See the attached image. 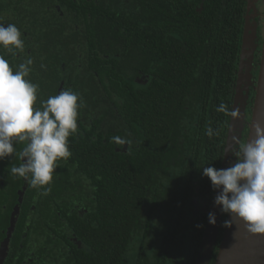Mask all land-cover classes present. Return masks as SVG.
Segmentation results:
<instances>
[{"label": "trees", "instance_id": "1", "mask_svg": "<svg viewBox=\"0 0 264 264\" xmlns=\"http://www.w3.org/2000/svg\"><path fill=\"white\" fill-rule=\"evenodd\" d=\"M12 2L25 55L42 54L35 106L62 90L83 104L49 194L28 184L25 250L33 232L47 240L25 259L197 264L215 192L203 168L224 166L231 117L216 109L234 105L248 0Z\"/></svg>", "mask_w": 264, "mask_h": 264}, {"label": "clouds", "instance_id": "2", "mask_svg": "<svg viewBox=\"0 0 264 264\" xmlns=\"http://www.w3.org/2000/svg\"><path fill=\"white\" fill-rule=\"evenodd\" d=\"M0 47L13 56L24 51L22 33L15 24L0 23ZM32 64L28 58L13 71L0 55V160L15 153L22 162L11 166L10 174L25 179L31 188L43 189L42 194L47 195L57 162L71 156L69 137L78 132L83 104L78 102L76 92L62 90L35 106L39 86L27 79ZM216 110L232 119L240 117L239 108H229L223 102ZM206 135L211 138L219 133L208 127ZM113 140L126 143L118 136ZM21 143L25 146L17 152L14 144ZM233 155L238 159L228 168H203V175L210 178L217 192L214 204L229 217L224 227L232 228L239 221L248 233L264 235V126L258 124L255 139L239 143ZM208 219L216 224L214 212L208 214Z\"/></svg>", "mask_w": 264, "mask_h": 264}, {"label": "flooded vegetation", "instance_id": "3", "mask_svg": "<svg viewBox=\"0 0 264 264\" xmlns=\"http://www.w3.org/2000/svg\"><path fill=\"white\" fill-rule=\"evenodd\" d=\"M13 0H0V23H3L5 26L7 24L12 23L15 19H17L18 15L15 14L16 12V4H13ZM15 2V0H14ZM257 4V3H256ZM255 4V5H256ZM247 15H252L249 24L251 27L255 26V23L257 24V39L256 44L257 48L254 51L251 60L250 57H248L249 66L245 65V73L247 71V67L252 69L253 74V83L249 88V100L247 101L250 107L253 108V100L255 97V88L258 84V74L260 69V63H261V56H262V49H263V41H264V12L260 13L255 10V7L252 8V10L247 13ZM246 15V17H247ZM68 23H71L72 20L70 17H63ZM39 48V47H37ZM27 53L30 54L29 51ZM24 51L20 53L17 52L16 61L12 60V54L8 53L3 50L2 47H0V55H3L4 58L9 61V64L18 65L19 60L21 62H24L26 59L30 58ZM40 57V55L37 53ZM36 55H34V58H31L34 62L37 60ZM32 64V65H33ZM31 65V66H32ZM35 65V64H34ZM65 68V63L63 64ZM142 80V81H139ZM143 79L139 78L137 79L138 83H143ZM247 82L244 81V86ZM250 121V119H248ZM247 120L246 128L243 132V142H246L247 136H248V126L249 122ZM25 144L22 145V148L19 149V144H14V148H16L17 152L22 151ZM235 149L232 150L231 155L227 159V162L225 164L226 168L232 166L236 161L237 157L233 155ZM22 161L13 154L12 157L5 158L4 160H0V264H29L30 261H33V259L29 256L25 259V255L35 254V251L43 246V243L47 240V235L37 233H32L33 236L31 237L32 243L28 244V247L25 250V203L28 201L27 197V191H28V182L23 178H17L13 177L10 174V168L11 166H19V164ZM225 162V160H224ZM49 194V193H48ZM73 196L74 199H70L69 196ZM217 195V192L215 191L211 199V203L209 206L205 205V202L203 201V209L206 210L208 213H210L211 208L214 204L215 196ZM77 193L70 192V194L66 195V200L73 202L76 207L79 206ZM45 197V196H44ZM43 197V199H44ZM208 199L207 201H209ZM37 199H34V203H36ZM32 206V210H36V206ZM53 206V205H52ZM205 206V207H204ZM56 207V206H55ZM31 213V212H30ZM32 216H37L34 212L31 214ZM38 217V216H37ZM227 215L223 214L222 220L220 223V228L218 231L217 239L223 238L225 227L223 226V223L225 220H227ZM30 222V219L28 220ZM28 229V227H27ZM40 231V230H39ZM36 238H39V242L36 241ZM76 240V239H75ZM16 241H19V243ZM216 244V243H215ZM221 246V245H220ZM215 247V246H214ZM214 249V248H213ZM213 253V252H212ZM219 253V252H218ZM211 254L207 257L205 254V248L202 249L200 252V255L197 259V264H209ZM37 264V263H35Z\"/></svg>", "mask_w": 264, "mask_h": 264}, {"label": "water", "instance_id": "4", "mask_svg": "<svg viewBox=\"0 0 264 264\" xmlns=\"http://www.w3.org/2000/svg\"><path fill=\"white\" fill-rule=\"evenodd\" d=\"M258 0H248V13L255 7ZM252 15H247L246 25L244 29V37L242 44L241 62L238 74L236 94L233 108H239L240 117L232 119L230 122V130L227 139L225 151V162L231 155L232 150L237 149V145L241 143L243 132L247 125L246 106L249 100V88L253 83L252 69L247 67L245 73V65L249 66L248 57L252 60L253 53L257 48V24L251 27L249 21ZM244 81L247 83L244 85ZM255 97L253 100L252 115L248 126V136L246 142L255 139L257 125L264 126V41L261 56L260 69L258 74V84L255 88ZM216 214V224L207 223V227L203 237L201 251L205 248L207 257L212 254L213 248L217 241V235L220 228L223 213L213 204L211 211ZM229 219V217H227ZM215 264H264V235H252L248 233L246 226L242 222H236L232 228L225 227L220 250Z\"/></svg>", "mask_w": 264, "mask_h": 264}, {"label": "rangeland", "instance_id": "5", "mask_svg": "<svg viewBox=\"0 0 264 264\" xmlns=\"http://www.w3.org/2000/svg\"><path fill=\"white\" fill-rule=\"evenodd\" d=\"M255 10L257 11V12H264V0H258V2H257V4L255 5ZM139 81H142V80H139ZM144 82V81H143ZM245 112H246V119L248 120V119H250L251 118V115H252V107H250V105L249 104H247V106H246V110H245ZM244 136V135H243ZM243 137H242V139H241V143H243ZM238 146V145H237ZM212 199V198H211ZM211 199L209 200V201H207V203L205 204V205H207V206H209L210 205V203L212 202L211 201ZM205 207V206H204Z\"/></svg>", "mask_w": 264, "mask_h": 264}]
</instances>
